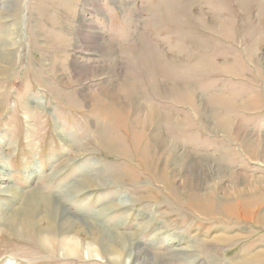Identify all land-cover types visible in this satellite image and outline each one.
I'll return each mask as SVG.
<instances>
[{
  "label": "rangeland",
  "instance_id": "374dc122",
  "mask_svg": "<svg viewBox=\"0 0 264 264\" xmlns=\"http://www.w3.org/2000/svg\"><path fill=\"white\" fill-rule=\"evenodd\" d=\"M0 56V167L23 199L35 190L55 196L91 226L103 205L125 204L95 228L119 221V232L139 233L134 245L171 264H207L208 257L230 264L243 242L261 248L264 230L179 204L188 203L179 189L185 177L161 173L174 200L139 156L160 175L162 157L154 153L167 151L147 144L157 133L200 173L203 189L224 190L234 175L264 179L261 161L247 160L240 143L247 136L264 144V0H0ZM97 103L115 112L95 111ZM132 104L163 123L134 134ZM84 176L103 187L76 199L58 195ZM7 200L0 195L2 206ZM221 233L238 241L206 242ZM62 252L39 243L36 231L21 237L0 221V264H114ZM177 254L186 258L174 262Z\"/></svg>",
  "mask_w": 264,
  "mask_h": 264
},
{
  "label": "bare ground",
  "instance_id": "6f19581e",
  "mask_svg": "<svg viewBox=\"0 0 264 264\" xmlns=\"http://www.w3.org/2000/svg\"><path fill=\"white\" fill-rule=\"evenodd\" d=\"M7 63L8 62H6V64ZM136 106L137 105L134 106L132 104L130 107H128L130 110L132 109V107L134 108L131 119L132 127L134 128V131L132 130V132L134 134L135 131L137 134V129L135 128H138L140 130H143L142 133L146 136V132L148 131L147 129H149V126L153 131V129H158L157 127H159L161 123H163L162 121L164 120L155 113L152 116V119H146L140 116V112ZM110 107L111 105H107L105 103H97L95 105V111L104 112L107 111ZM118 107V109L120 110L119 112L124 111L123 106ZM111 111L115 112V109L111 107L110 112ZM125 111H127V109H125ZM152 134H150L151 137L147 139V144H155L160 152L164 149H166L167 151L166 157H163L159 152L154 153L162 157V170L159 169V171H161L160 175L159 173L158 175H156L157 173L151 171L150 167L144 163L141 157V153L139 156L141 162L140 164H143V168L145 169L146 174L148 176H153V178H156L157 182L165 184V182H162V180H160L162 176L161 173L163 171L169 173L170 179L171 177H173L174 179L179 175L185 177V180L180 184L181 187H178L179 189L182 188L181 190L184 189L187 191L186 199L188 203L184 204L179 201V204L185 205L188 209L197 211L204 215L208 213L210 216H219V218L222 217L226 219V222L227 220H235V223H250L257 228L264 230V179L260 178V180H257L256 183H252L249 181L241 180V177L239 175H232V178L231 176L229 177L232 181L231 184L229 185V187L224 188V190L221 186H218V184L215 186L213 185L208 189H203L200 185V181L202 179V177L199 175L200 173H196L193 169H190L191 163L183 165V163L179 161L181 159V156L175 152L174 144L171 142L169 144L167 140L160 137L157 133ZM228 138L231 139L230 137ZM131 141H133L131 142L132 146L134 143L133 149L136 150V142L134 140ZM255 142L256 140L252 139V137L247 138L246 136L245 138H243L240 142L242 143L241 153L245 155L247 160H260L264 169V144L262 143L260 146H255ZM102 143L104 145H107L109 144V141L107 140V138L103 137ZM1 152L2 151H0V156H2ZM175 164L178 165L173 169L172 167ZM169 167H171L170 170H168ZM62 172H64V168L55 171V173H52V177L57 178L60 174H62ZM31 173L34 176L38 173L36 167L32 169ZM97 174H99V171ZM197 175H199V178H197ZM86 176L81 177L80 179L76 180L63 189L61 188L62 190L60 189L58 195L62 197L63 192L64 196L66 194L67 196L76 199V197H78L80 194L82 195L88 190L94 191L100 186L103 187L104 184L94 182L91 180V178H88L89 176ZM251 176H253V174ZM26 179L30 183L31 177H28ZM9 182L10 178L7 176L6 169L4 167H0V195L3 197L5 196L8 199L7 201H9L7 206H2L0 204V221L9 228L13 229L21 237H26L28 236V233L36 231L39 243L44 246L49 245V243L58 246L59 249L63 251L62 253L64 254V257L68 256L75 258L81 255L88 259H95L100 261L105 257L107 261L114 264H120L122 263L121 261L124 260H126L124 262H129L130 264L172 263L163 256L158 260L154 259L147 253V247L143 245H134V242L138 239L139 233L137 231L130 233L119 232L117 230V224L118 227L121 224V222L119 223V221L115 222L113 220L115 222L114 226H102L103 229L101 230L95 228V224H100L103 221L111 219L112 213H114L118 208L126 206L125 204H121L117 208L113 207L108 210L106 209V207H108L109 204L103 205L99 209L97 208L98 210L94 212L95 218L94 221H92L93 224L91 226L87 222H85V220H80L78 218H75V216L68 214L65 207L62 208L57 202V197L47 195L35 190L34 193L30 194L26 199H23V197L18 195L19 193L14 190L13 186H11ZM163 186L166 195L171 196L175 200L177 198V196L175 195L176 192L174 193L172 189L166 186V184ZM213 190H215L216 192L212 193ZM212 194H215L218 198H212ZM26 201H28L29 203L24 205ZM20 202L22 203L20 204ZM77 210L83 212L82 209L77 208ZM215 210H219L220 214H215ZM9 213H14L13 218L9 217ZM237 238H239V236L221 233L213 236L211 239L206 240V242L209 241L208 243L211 245H222V243L225 241L226 247H231L235 240H237ZM242 238L244 239V237ZM165 240L167 242L170 241L173 244V246L170 247L169 250L173 252H177L179 250V247H177L175 241H171V239L168 238H165ZM243 244V247L241 246L240 254L230 264H264V243L260 244L261 248L259 249H254L253 245L248 242H243ZM152 245H154V243H152ZM187 247L188 246H186V249L189 250V248ZM184 258L186 257L182 256V254H177L173 258V261L178 262V260H184ZM193 258L194 256L189 257L188 260H192ZM207 264H219V260H214V258L212 259V257H208Z\"/></svg>",
  "mask_w": 264,
  "mask_h": 264
}]
</instances>
